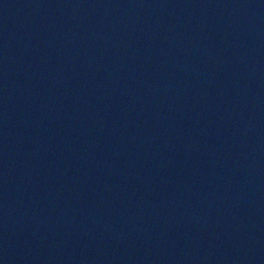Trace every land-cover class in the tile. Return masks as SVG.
<instances>
[{
	"label": "water",
	"instance_id": "1",
	"mask_svg": "<svg viewBox=\"0 0 264 264\" xmlns=\"http://www.w3.org/2000/svg\"><path fill=\"white\" fill-rule=\"evenodd\" d=\"M0 264H264V0H0Z\"/></svg>",
	"mask_w": 264,
	"mask_h": 264
}]
</instances>
